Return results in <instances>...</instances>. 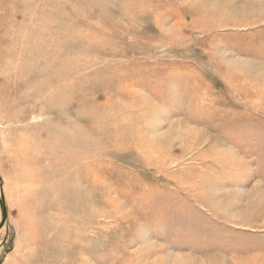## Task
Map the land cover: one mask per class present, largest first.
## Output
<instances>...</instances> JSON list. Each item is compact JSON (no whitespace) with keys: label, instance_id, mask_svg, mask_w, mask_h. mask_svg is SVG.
Wrapping results in <instances>:
<instances>
[{"label":"rangeland","instance_id":"obj_1","mask_svg":"<svg viewBox=\"0 0 264 264\" xmlns=\"http://www.w3.org/2000/svg\"><path fill=\"white\" fill-rule=\"evenodd\" d=\"M263 8L0 0V264H264Z\"/></svg>","mask_w":264,"mask_h":264},{"label":"water","instance_id":"obj_2","mask_svg":"<svg viewBox=\"0 0 264 264\" xmlns=\"http://www.w3.org/2000/svg\"><path fill=\"white\" fill-rule=\"evenodd\" d=\"M0 187L2 189V180L0 178ZM0 207H1V214H2V219L0 223V229L6 224H7V207H6V202H5V196L3 191L1 190L0 192Z\"/></svg>","mask_w":264,"mask_h":264},{"label":"bare ground","instance_id":"obj_3","mask_svg":"<svg viewBox=\"0 0 264 264\" xmlns=\"http://www.w3.org/2000/svg\"><path fill=\"white\" fill-rule=\"evenodd\" d=\"M263 9H264V8H263ZM154 150H155V152L159 151L157 148H154ZM1 216H2V215H1ZM1 219H2V217H1ZM0 223H1V222H0ZM3 227H5V225H4ZM3 227H2V228H3ZM2 228H1V229H2ZM1 229H0V230H1Z\"/></svg>","mask_w":264,"mask_h":264}]
</instances>
